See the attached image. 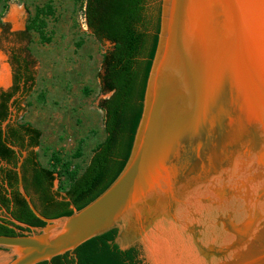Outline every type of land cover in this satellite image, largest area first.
I'll list each match as a JSON object with an SVG mask.
<instances>
[{
  "label": "water",
  "instance_id": "water-1",
  "mask_svg": "<svg viewBox=\"0 0 264 264\" xmlns=\"http://www.w3.org/2000/svg\"><path fill=\"white\" fill-rule=\"evenodd\" d=\"M160 3L124 169L88 205L50 219L24 189L21 151L18 191L45 226L9 218L31 232L0 235V264L66 252L78 264L74 250L112 229L120 250L136 248L148 264H264V0Z\"/></svg>",
  "mask_w": 264,
  "mask_h": 264
},
{
  "label": "trees",
  "instance_id": "trees-1",
  "mask_svg": "<svg viewBox=\"0 0 264 264\" xmlns=\"http://www.w3.org/2000/svg\"><path fill=\"white\" fill-rule=\"evenodd\" d=\"M160 0H85L84 19L90 34L101 43H108L99 73L104 95L98 107L104 112L105 140L96 148L85 169L71 179L62 196L53 190L54 171L43 168L36 160L34 148L39 146L41 133L28 124L8 122L10 107L19 111L20 98L28 95L35 84L32 61L27 48H11L12 84L0 91V235L17 236L30 229L14 224L10 219L31 227L45 223L29 209L18 191L16 166L26 152L21 166L23 185L35 208L46 218L68 217L103 193L124 169L133 146L143 112V100L148 75L155 55L159 26ZM33 25L16 35L19 42H29ZM5 142L18 147L9 148ZM56 161H58L56 159ZM10 218V219H9ZM14 227V228H12ZM116 229L96 236L74 253L78 264H142L136 248L122 251L114 243ZM39 264H75L66 252Z\"/></svg>",
  "mask_w": 264,
  "mask_h": 264
},
{
  "label": "rangeland",
  "instance_id": "rangeland-1",
  "mask_svg": "<svg viewBox=\"0 0 264 264\" xmlns=\"http://www.w3.org/2000/svg\"><path fill=\"white\" fill-rule=\"evenodd\" d=\"M84 7L85 0H0V91L11 86V48H27L35 78L28 95L16 96L20 109L13 108L10 123L40 131L36 160L54 171L53 190L62 196L106 138L98 103L109 95L99 73L110 45L90 34ZM28 25L29 42H19L16 34Z\"/></svg>",
  "mask_w": 264,
  "mask_h": 264
},
{
  "label": "bare ground",
  "instance_id": "bare-ground-1",
  "mask_svg": "<svg viewBox=\"0 0 264 264\" xmlns=\"http://www.w3.org/2000/svg\"><path fill=\"white\" fill-rule=\"evenodd\" d=\"M16 10V9H15ZM15 12V11H14ZM5 74L2 73L1 79L0 80H4ZM150 260V259H149ZM151 262V261H150ZM152 264V263H151Z\"/></svg>",
  "mask_w": 264,
  "mask_h": 264
},
{
  "label": "flooded vegetation",
  "instance_id": "flooded-vegetation-1",
  "mask_svg": "<svg viewBox=\"0 0 264 264\" xmlns=\"http://www.w3.org/2000/svg\"><path fill=\"white\" fill-rule=\"evenodd\" d=\"M9 62H10V58H9ZM12 79V78H11ZM20 152V151H19ZM20 154H21V152H20ZM26 157V152H25V155H24V158ZM24 160V159H23Z\"/></svg>",
  "mask_w": 264,
  "mask_h": 264
},
{
  "label": "built area",
  "instance_id": "built-area-1",
  "mask_svg": "<svg viewBox=\"0 0 264 264\" xmlns=\"http://www.w3.org/2000/svg\"><path fill=\"white\" fill-rule=\"evenodd\" d=\"M84 21H85V19H84ZM85 23V22H84Z\"/></svg>",
  "mask_w": 264,
  "mask_h": 264
}]
</instances>
